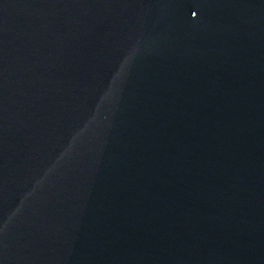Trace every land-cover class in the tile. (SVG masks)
<instances>
[{"label": "water", "instance_id": "1", "mask_svg": "<svg viewBox=\"0 0 264 264\" xmlns=\"http://www.w3.org/2000/svg\"><path fill=\"white\" fill-rule=\"evenodd\" d=\"M0 264H264V0H0Z\"/></svg>", "mask_w": 264, "mask_h": 264}]
</instances>
